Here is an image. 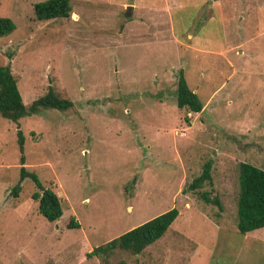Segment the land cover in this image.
<instances>
[{"label":"rangeland","instance_id":"obj_1","mask_svg":"<svg viewBox=\"0 0 264 264\" xmlns=\"http://www.w3.org/2000/svg\"><path fill=\"white\" fill-rule=\"evenodd\" d=\"M38 1L0 0V64L23 105L47 85L72 103L17 120L22 165L61 213L39 215L27 178L11 195L20 152L0 117V264H102L84 253L170 207L158 239L107 263L264 264V226L235 229L237 164L264 170V0H69L36 20ZM179 70L198 112L174 105ZM205 161L209 182L185 190Z\"/></svg>","mask_w":264,"mask_h":264},{"label":"trees","instance_id":"obj_2","mask_svg":"<svg viewBox=\"0 0 264 264\" xmlns=\"http://www.w3.org/2000/svg\"><path fill=\"white\" fill-rule=\"evenodd\" d=\"M31 8L32 15L36 20L67 17L70 11L69 0H42L34 2ZM13 27L10 19L0 17V36L8 34ZM5 56L8 60L11 53L6 52ZM71 104L68 99L58 97L51 86L47 85L42 95L32 99L27 105H23L15 85V77L9 69V62L0 64V117L15 124V141L20 152L17 178L10 187V193L15 196L21 180L29 179L35 188L30 193V199L36 202V210L39 215L49 222L54 221L60 215V201L55 192L49 187L42 186L36 175L32 171L26 170L22 165L23 136L18 129L17 120L24 116L37 114L43 109L63 111L68 109ZM174 105L177 108L185 109L187 112H198L202 106L196 94L187 87L181 70L177 73ZM209 168L210 162L205 161L199 174L186 183L185 190L195 191L204 182L208 183L210 179ZM236 172L235 229L238 234L243 235L250 230L264 226V170L246 162H239ZM198 197L206 203L219 205L217 199L210 197L206 192H199ZM176 214V209L170 207L117 236L93 246L84 253V258L92 255L100 256L102 257V264H108L106 259L115 249L127 251L133 255L138 254L145 246L154 242L164 233ZM66 227H76V224L69 220ZM115 264H124V262L118 260Z\"/></svg>","mask_w":264,"mask_h":264},{"label":"water","instance_id":"obj_3","mask_svg":"<svg viewBox=\"0 0 264 264\" xmlns=\"http://www.w3.org/2000/svg\"><path fill=\"white\" fill-rule=\"evenodd\" d=\"M130 5H126L125 6V8H124V12L122 13L123 14V16H125L126 15V13L128 12V10L130 9Z\"/></svg>","mask_w":264,"mask_h":264}]
</instances>
